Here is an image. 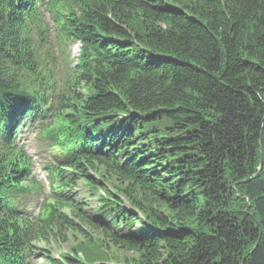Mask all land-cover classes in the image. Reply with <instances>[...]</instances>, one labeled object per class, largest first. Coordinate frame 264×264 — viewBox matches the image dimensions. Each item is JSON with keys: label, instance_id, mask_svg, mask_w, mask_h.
Listing matches in <instances>:
<instances>
[{"label": "trees", "instance_id": "16d2710c", "mask_svg": "<svg viewBox=\"0 0 264 264\" xmlns=\"http://www.w3.org/2000/svg\"><path fill=\"white\" fill-rule=\"evenodd\" d=\"M42 2L0 0V264L73 229L74 264H264V0H48L57 46L81 47L43 131L65 166L31 224L11 142L54 83ZM79 188L99 207L69 203Z\"/></svg>", "mask_w": 264, "mask_h": 264}, {"label": "rangeland", "instance_id": "374dc122", "mask_svg": "<svg viewBox=\"0 0 264 264\" xmlns=\"http://www.w3.org/2000/svg\"><path fill=\"white\" fill-rule=\"evenodd\" d=\"M55 47V45H53V48ZM79 47H80V44L78 43H74L70 46V52H71V55L72 57H75L78 55L79 53ZM32 126H29V128H31ZM28 136L30 135L29 131L27 130V128H24L21 132L18 133V136L16 138L17 140V143H21L23 141V139L25 138V136ZM38 170H41L42 168L38 167L37 168ZM82 196H85V192L82 190V189H76V191L74 190L73 193H70L69 194V198L71 200H86V198H82ZM86 202H89L90 203V206L92 207H96L95 205V202L92 200L91 202L90 201H87ZM88 203V204H89ZM36 205V204H35ZM34 205V206H35ZM34 211H37V207H33L32 208ZM92 212L91 210H86L85 211V215L86 216H89L91 215ZM74 224H75V229H79L81 228L84 232H86L91 238L92 236L90 235V229H89V225H86L84 224L83 222H81L80 220H78L77 218H74ZM74 233H71V232H66L65 235H64V238L66 239V241H60V239L54 243V244H51V246L53 245V247H50L48 245L45 244V242H40V241H36L35 244H37L39 247L41 248H51L52 249V252L51 254L52 255H56L58 254L59 252L61 253H67L69 251V249L71 248L70 246L74 243L78 241H82V233L80 230H74ZM93 235H96L95 232L92 233ZM38 253H34L32 256H31V260H32V264H48L47 261L44 259L43 255L40 254V250L37 251Z\"/></svg>", "mask_w": 264, "mask_h": 264}, {"label": "bare ground", "instance_id": "6f19581e", "mask_svg": "<svg viewBox=\"0 0 264 264\" xmlns=\"http://www.w3.org/2000/svg\"><path fill=\"white\" fill-rule=\"evenodd\" d=\"M29 219H30L31 221H33L35 218H34V217H32V216H30V217H29Z\"/></svg>", "mask_w": 264, "mask_h": 264}]
</instances>
